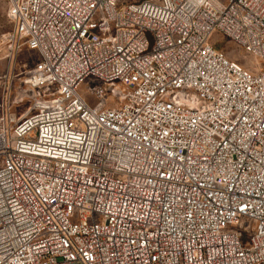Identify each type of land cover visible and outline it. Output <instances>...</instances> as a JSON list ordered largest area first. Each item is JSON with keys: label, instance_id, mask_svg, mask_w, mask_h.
<instances>
[{"label": "built area", "instance_id": "obj_1", "mask_svg": "<svg viewBox=\"0 0 264 264\" xmlns=\"http://www.w3.org/2000/svg\"><path fill=\"white\" fill-rule=\"evenodd\" d=\"M8 4L0 264H264V0Z\"/></svg>", "mask_w": 264, "mask_h": 264}, {"label": "rangeland", "instance_id": "obj_2", "mask_svg": "<svg viewBox=\"0 0 264 264\" xmlns=\"http://www.w3.org/2000/svg\"><path fill=\"white\" fill-rule=\"evenodd\" d=\"M142 0H119L121 6L131 2H138ZM8 0H0V94L4 86V78L8 74H22L38 59L36 51L24 46L19 52L12 49L8 42V35L13 31V24L8 17ZM215 38L224 45L237 59L245 64H254L257 66L255 57L231 42L227 37L221 34H216ZM263 64V61L260 62Z\"/></svg>", "mask_w": 264, "mask_h": 264}]
</instances>
